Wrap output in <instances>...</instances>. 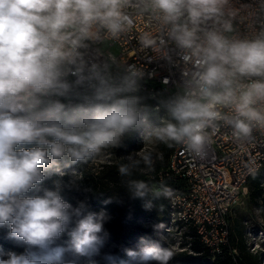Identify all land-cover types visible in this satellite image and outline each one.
I'll return each mask as SVG.
<instances>
[{"label":"clouds","instance_id":"9594fccd","mask_svg":"<svg viewBox=\"0 0 264 264\" xmlns=\"http://www.w3.org/2000/svg\"><path fill=\"white\" fill-rule=\"evenodd\" d=\"M149 15L194 71L170 119L146 141L183 145L200 155L206 130L224 120L239 137L264 127V0H0V234L21 251L0 245V264H169L162 229L105 251L111 216L94 211L65 169L122 147L148 122L138 94L141 70L108 51ZM246 25L248 35L239 28ZM141 42L151 46L147 35ZM228 108L232 115L219 108ZM154 166L151 151L129 153L118 166L127 191L145 210L173 190L131 179ZM116 200V199H115ZM109 198L105 204L112 203ZM126 258V259H125Z\"/></svg>","mask_w":264,"mask_h":264},{"label":"built area","instance_id":"2783aa9c","mask_svg":"<svg viewBox=\"0 0 264 264\" xmlns=\"http://www.w3.org/2000/svg\"><path fill=\"white\" fill-rule=\"evenodd\" d=\"M239 33L250 34L246 25L240 26ZM144 35L155 43L144 45ZM108 45L122 66L135 65L141 70L139 92L150 98L148 105L143 103L148 117L162 111L159 120H168L169 104L186 92L194 71L169 39L168 27L152 16L139 15L130 31ZM219 110L232 115L228 108ZM206 134L200 155L174 144L158 173L183 178L186 183L183 190L172 189L174 196L168 199L172 220L191 225L204 244L217 247L227 240L234 204L248 195L249 178L264 165V127H253L249 137L238 138L230 124L219 120Z\"/></svg>","mask_w":264,"mask_h":264},{"label":"trees","instance_id":"16d2710c","mask_svg":"<svg viewBox=\"0 0 264 264\" xmlns=\"http://www.w3.org/2000/svg\"><path fill=\"white\" fill-rule=\"evenodd\" d=\"M142 98V103L148 105L150 98L146 93H138ZM161 112L150 117L147 124L138 132L141 133L151 126H158L162 122L159 120ZM169 117V114H166ZM170 119V117H169ZM138 133L127 137L122 147H118L117 150H123L125 154H128L132 148L135 147L134 143ZM174 144L171 147L170 152L173 149ZM170 154V153H169ZM169 156V155H168ZM168 158V157H167ZM124 158L116 161V163L110 166V169L104 174L103 179H98L92 182L90 176L88 177L84 172L87 163H80L74 167L81 169L83 173L82 185L90 189L91 203L96 210L99 207L105 209L111 216V220L106 223L105 228L110 233L108 243L122 244L126 241L137 239L150 233L153 224H148L154 218V210L148 211L142 206V201L139 199L133 200L130 198V194L127 191L126 182L128 177H122L118 172V166L124 162ZM167 163V160H166ZM162 162L158 161L154 163V169L152 173L145 172L144 170H136L131 179L143 180L150 185L159 186L161 184L166 185L170 189L183 190L186 186L185 180L179 177H173L170 175H159V171L164 168ZM69 170V169H65ZM67 177L65 173L64 178ZM67 198L75 202V199L67 193ZM248 195L255 201L256 204L264 205V165L248 180ZM112 198L114 201L109 204H105L104 201ZM116 199V200H115ZM166 205L170 211L169 200L166 198H160L154 201V206ZM229 214V221H230ZM176 224L187 226L188 231L185 233L189 237L190 248L194 252H198L201 255L197 257H204L210 259L213 257L212 264H260V259L257 253H252L243 237V227L237 222H233L229 226V232L227 240L224 243L218 244L217 247H210L204 244L196 230L191 225H185L182 222L177 221ZM0 242L10 248L11 250L21 251L19 248H15L12 242L7 241L0 234ZM236 251V252H235Z\"/></svg>","mask_w":264,"mask_h":264},{"label":"rangeland","instance_id":"374dc122","mask_svg":"<svg viewBox=\"0 0 264 264\" xmlns=\"http://www.w3.org/2000/svg\"><path fill=\"white\" fill-rule=\"evenodd\" d=\"M155 127L157 126H151L147 128V130L138 133L134 143L135 147L130 146L132 150L129 153L151 151L154 155V163L160 161L164 165L172 146L170 147L167 144L156 142L154 140H145V135ZM126 155L127 154H125L123 150L118 151L117 148L104 149L97 157L86 164L84 172L88 177L90 176L92 182H95L98 179H103L104 174L110 169V166L121 158L125 159ZM139 170H144V168L141 167ZM64 172L67 174V177L64 179L67 180L69 176H73L78 182L80 189L79 192L69 193L75 200L83 199L87 196L92 210L100 211L103 209L99 207V210H96L95 206L93 207L90 196L91 190L82 185V176L84 172H82L81 169L74 167L70 170H64ZM152 172L153 170L149 173ZM153 210L154 218L149 221L148 224H157L161 227L162 232L160 233V243L163 246L170 248L173 252V257L169 264L213 263V257L210 259L197 257L201 254L194 252L190 248L189 237L185 235L188 231L187 226L176 224L174 220H172V215L166 205L153 207ZM232 220L233 222L242 225L243 237L245 238L249 250L252 253H257L260 259V264H264V205L261 206L260 203L256 204L250 195H247L234 204L231 210L230 224L232 223ZM153 225L150 233L145 236L153 235ZM139 238L126 241L122 244L107 242L105 251L117 252L123 256L121 249L134 247ZM0 245H2L5 250H10V248L4 246L1 242Z\"/></svg>","mask_w":264,"mask_h":264}]
</instances>
